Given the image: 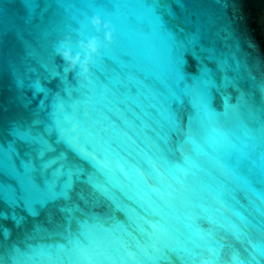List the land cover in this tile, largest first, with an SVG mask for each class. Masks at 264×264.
Listing matches in <instances>:
<instances>
[{
	"label": "water",
	"instance_id": "water-1",
	"mask_svg": "<svg viewBox=\"0 0 264 264\" xmlns=\"http://www.w3.org/2000/svg\"><path fill=\"white\" fill-rule=\"evenodd\" d=\"M0 264H264V0H0Z\"/></svg>",
	"mask_w": 264,
	"mask_h": 264
},
{
	"label": "clouds",
	"instance_id": "clouds-1",
	"mask_svg": "<svg viewBox=\"0 0 264 264\" xmlns=\"http://www.w3.org/2000/svg\"><path fill=\"white\" fill-rule=\"evenodd\" d=\"M91 23L96 29L98 37H89L78 41L80 51H73V43L71 36L65 37L59 42L56 54L62 59L67 71L79 74L83 78H87L91 73L92 65L95 58L100 55L104 44L111 45L113 43L112 25L105 22L100 15H94ZM250 46H253L250 44ZM212 256L218 255L216 249H209Z\"/></svg>",
	"mask_w": 264,
	"mask_h": 264
},
{
	"label": "snow or ice",
	"instance_id": "snow-or-ice-1",
	"mask_svg": "<svg viewBox=\"0 0 264 264\" xmlns=\"http://www.w3.org/2000/svg\"><path fill=\"white\" fill-rule=\"evenodd\" d=\"M96 15H100V14H96ZM93 16H94V15H93ZM93 16H91V17H87V18H85L84 20H82V21L79 22V24H78V26H77V32H76V34H75L76 37H77V38H76L77 41H79V40H81V39H86V38H89V37H98V34H97V32H96V29L93 27V25H92V23H91V20H92V17H93ZM100 16L105 20V22L111 24V25H112V28H113V24H112V21H111V20H109V19L103 17L102 15H100ZM72 43H73V51H74V52H79L80 49H79L78 43H77V42H72ZM109 46H110V45H108V44L105 43L104 46H103L102 49H101V52H102V51H105V49H107ZM57 56H58V55H57ZM58 57H59V56H58ZM95 59H96V58H95ZM176 102H178V101H177L176 98L174 97L173 104H172V108H173V105H174ZM179 102H183V101L181 100V101H179ZM206 106H207V105H206ZM207 108H208L209 110H211L208 106H207ZM172 116H173V119H174L177 123H179L178 119L175 117V115H174V113H173V110H172ZM25 142L27 143L28 141L25 140ZM41 146L44 147V148H46V149H49L48 146H47V144L44 143V142L41 143ZM73 150H74V149H73ZM74 151H75V150H74ZM65 159H68V158L65 157Z\"/></svg>",
	"mask_w": 264,
	"mask_h": 264
}]
</instances>
